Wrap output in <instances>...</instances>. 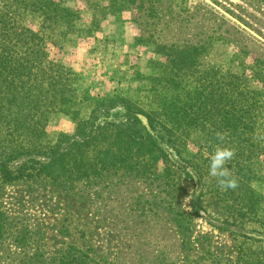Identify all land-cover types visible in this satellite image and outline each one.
<instances>
[{"label": "trees", "instance_id": "1", "mask_svg": "<svg viewBox=\"0 0 264 264\" xmlns=\"http://www.w3.org/2000/svg\"><path fill=\"white\" fill-rule=\"evenodd\" d=\"M63 0H2L0 6V178L3 182L43 179L71 194L75 182L102 176L133 173L148 178L160 197L150 204L166 216L168 227L185 262L199 244L191 237L193 217H204L201 198L213 193L224 203L237 226L259 207L252 182L264 180V58L249 56L240 44L229 63L241 72L224 69L213 47L228 37L216 33L210 41L156 44L163 58L154 64L147 102L121 94L92 95L78 85V74L61 62L49 59L44 38L19 22L17 14L37 12L43 27L74 33L78 12ZM92 28L98 16L136 9L140 17L158 12L167 0H86ZM171 3L174 0H170ZM91 28V29H92ZM249 73H246V71ZM253 81L257 86L252 87ZM164 83L172 94L158 92ZM88 104L87 117H79L77 106ZM110 114V111L113 112ZM75 120L71 135L54 141L45 127L53 115ZM201 136L203 156L187 155L192 133ZM217 147L234 152L227 163L237 181L236 188L222 189L209 175V157ZM172 150L201 178L203 189L191 200L188 212L178 204L186 189L169 158ZM263 162V164H261ZM189 176V174H187ZM221 196L222 198H219ZM203 212L204 215H201ZM156 211L154 214H157ZM257 218V217H256ZM210 222L209 219H207ZM241 224V223H240ZM68 232H63L67 237ZM43 230L32 228L20 214H6L0 206V264H112L92 246L69 242L47 257ZM245 238L235 264H264L261 238L238 230ZM187 257V258H186ZM158 259L151 264H174Z\"/></svg>", "mask_w": 264, "mask_h": 264}, {"label": "rangeland", "instance_id": "2", "mask_svg": "<svg viewBox=\"0 0 264 264\" xmlns=\"http://www.w3.org/2000/svg\"><path fill=\"white\" fill-rule=\"evenodd\" d=\"M62 2L78 12L74 33L44 28L42 16L37 12L16 14L21 24L44 38L49 59L75 71L79 87L89 89L92 95L121 94L147 102L153 87L150 79L155 74L154 64L163 60L156 53L158 43L210 41L220 33L228 38L219 41L212 52L220 57L224 69L241 72L242 66L237 62L229 63L237 49L235 43L249 55L245 64H250V56L264 58V0H174L173 3L167 0L161 2L158 12L148 11L140 18L134 8L98 16L100 21L95 29L86 0ZM101 3L106 4L107 0ZM250 85L257 86L253 81ZM158 86L160 94H172L168 85ZM116 111L120 109L110 114ZM88 113L84 101L77 106L79 117H87ZM45 131L52 141L60 134L71 135L75 120L62 114L53 115ZM186 148L187 157L203 156L200 134L192 133ZM168 151L186 189L179 194L178 204L190 212L192 198L198 197L203 189L202 179L189 163L174 151ZM252 188L259 207L255 215L241 224L235 223L241 229L229 226L228 222L221 224L233 219L216 194L202 196L206 215L193 217L191 233L199 244L197 250L188 253L186 262L180 256L166 216L150 204L153 196L160 197V193L148 178L133 173L79 180L70 195L43 179L3 182L0 178V206L6 214L19 213L32 228H42L47 257L63 245L61 242H69L73 237L78 244L92 246L96 254L112 264H151L156 256L169 258L174 264H235L240 244L245 241L238 230L264 242V180L252 182ZM64 231L68 232L67 237ZM259 245L264 247V243Z\"/></svg>", "mask_w": 264, "mask_h": 264}, {"label": "clouds", "instance_id": "3", "mask_svg": "<svg viewBox=\"0 0 264 264\" xmlns=\"http://www.w3.org/2000/svg\"><path fill=\"white\" fill-rule=\"evenodd\" d=\"M234 156L233 150L217 147L209 157V175L216 177L222 189L236 188L237 181L226 166Z\"/></svg>", "mask_w": 264, "mask_h": 264}]
</instances>
